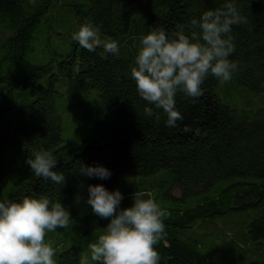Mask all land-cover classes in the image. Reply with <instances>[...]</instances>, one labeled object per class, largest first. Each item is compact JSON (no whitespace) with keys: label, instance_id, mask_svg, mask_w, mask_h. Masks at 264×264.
Segmentation results:
<instances>
[{"label":"trees","instance_id":"trees-1","mask_svg":"<svg viewBox=\"0 0 264 264\" xmlns=\"http://www.w3.org/2000/svg\"><path fill=\"white\" fill-rule=\"evenodd\" d=\"M248 23L233 26L238 70L228 83L264 93V0H234ZM225 0H0V202L47 196L60 200L73 219L50 232L56 264H79L88 246L109 222L85 203L89 185L123 195L120 208L132 205V193H152L170 215L157 245L158 264H243L202 250L201 226L226 214H246L264 204V99L257 107L223 104L222 84L209 75L203 96L177 93V126L147 117V104L131 78L135 58L97 47L83 49L72 34L86 18L101 40L118 46L139 41L153 29L169 35ZM54 37L67 43L52 47ZM38 59V60H34ZM95 91L91 134L76 145L61 137L57 105L75 92ZM192 131L185 132V127ZM200 135H196V129ZM44 149L57 159L54 169L65 184L36 177L26 163ZM80 162L103 166L108 179L78 173ZM164 179H156V175ZM147 198V197H145ZM247 240L264 247V214L246 225ZM98 264V262H91ZM244 264H264L249 261Z\"/></svg>","mask_w":264,"mask_h":264},{"label":"clouds","instance_id":"clouds-1","mask_svg":"<svg viewBox=\"0 0 264 264\" xmlns=\"http://www.w3.org/2000/svg\"><path fill=\"white\" fill-rule=\"evenodd\" d=\"M34 2V0H33ZM248 23L238 11L234 0H225L221 7L206 10L199 18L177 26L171 35L164 29H153L141 39V48L131 68L138 95L153 107H145L147 117L160 119L162 110L166 125L177 126L182 120L176 108L177 93L196 98L203 96L201 84L209 76L221 83L232 79L238 64L230 59L235 52L233 26ZM72 40L89 52L97 47L118 54L114 40H101L99 30L86 18ZM190 132V127L184 128ZM196 135H200L197 128ZM26 163L36 177L64 185L65 174L54 169L57 159L41 149ZM78 173L88 178L108 179L111 172L103 166L80 162ZM85 203L93 213L109 222L97 240L90 243L79 264H158L155 249L166 235L164 219L170 213L153 198L152 193L135 191L132 205L120 208L123 195L119 190L109 192L102 185H89ZM147 197V198H145ZM69 210L60 200L47 196L25 197L19 202H0V264H56V250L46 236L72 223Z\"/></svg>","mask_w":264,"mask_h":264},{"label":"rangeland","instance_id":"rangeland-1","mask_svg":"<svg viewBox=\"0 0 264 264\" xmlns=\"http://www.w3.org/2000/svg\"><path fill=\"white\" fill-rule=\"evenodd\" d=\"M51 45L61 51L67 49V43L60 37H54ZM141 46V40L127 46H119L117 55L136 58ZM217 94L223 104L237 107H242L243 104L257 107L264 99V93H251L244 87L234 86L228 82L222 84ZM97 103L98 97L95 91H91L85 96L73 92L57 105L61 115V137L64 142L73 146L91 134L90 114ZM156 179H164V175H156ZM263 214L264 204L246 214H226L202 225V232L198 234L202 250L207 251L209 255L213 251H218L223 259L243 264L249 261H264V247L246 238L247 223Z\"/></svg>","mask_w":264,"mask_h":264}]
</instances>
